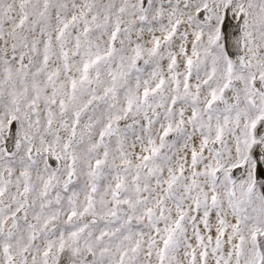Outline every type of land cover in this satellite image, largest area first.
I'll list each match as a JSON object with an SVG mask.
<instances>
[{
	"label": "snow or ice",
	"instance_id": "1",
	"mask_svg": "<svg viewBox=\"0 0 264 264\" xmlns=\"http://www.w3.org/2000/svg\"><path fill=\"white\" fill-rule=\"evenodd\" d=\"M0 264H264V0H0Z\"/></svg>",
	"mask_w": 264,
	"mask_h": 264
}]
</instances>
